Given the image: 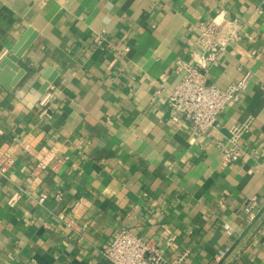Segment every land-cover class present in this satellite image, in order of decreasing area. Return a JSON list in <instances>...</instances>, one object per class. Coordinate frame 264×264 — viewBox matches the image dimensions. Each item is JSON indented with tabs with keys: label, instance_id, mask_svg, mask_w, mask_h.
<instances>
[{
	"label": "crops",
	"instance_id": "1",
	"mask_svg": "<svg viewBox=\"0 0 264 264\" xmlns=\"http://www.w3.org/2000/svg\"><path fill=\"white\" fill-rule=\"evenodd\" d=\"M234 20L208 80L253 78L197 137L174 120L177 62L196 61L202 25ZM30 29L14 84H0V264H109L123 229L165 264H219L226 247L222 264H264V2L0 0V63ZM240 128L242 156L225 165L218 145Z\"/></svg>",
	"mask_w": 264,
	"mask_h": 264
},
{
	"label": "built area",
	"instance_id": "2",
	"mask_svg": "<svg viewBox=\"0 0 264 264\" xmlns=\"http://www.w3.org/2000/svg\"><path fill=\"white\" fill-rule=\"evenodd\" d=\"M264 2V0H261ZM230 31H226L220 24L212 22L202 25L201 35L198 40L197 59L194 63L178 61L176 74L178 77L175 87L169 92L170 105L175 112L174 120L180 116L190 125L197 137H206L219 125L221 115L226 107L240 99L242 92L247 88L253 78L252 73H247L240 83L223 90L209 82V68L216 62L218 56L224 52L229 44L238 37L235 28L239 22L234 20ZM125 50H128L125 48ZM243 129L234 131L228 145L219 144L218 148L224 156V164L230 165L237 162L242 156V150L237 141ZM11 164V159L3 161L0 157V175H4V167ZM15 198L11 200L14 203ZM46 197L39 200L44 203ZM255 205L251 199L245 211L253 217L250 211ZM223 230L229 236L233 229L224 225ZM232 249L226 247L221 250L216 261L224 263L232 254ZM103 258L109 264H165L161 250L127 229L117 232L114 239L102 251Z\"/></svg>",
	"mask_w": 264,
	"mask_h": 264
},
{
	"label": "water",
	"instance_id": "3",
	"mask_svg": "<svg viewBox=\"0 0 264 264\" xmlns=\"http://www.w3.org/2000/svg\"><path fill=\"white\" fill-rule=\"evenodd\" d=\"M37 33L33 30H28L24 37L19 41V43L14 47L11 54L7 56L0 63V84H2L5 88L9 89L10 84H14L12 81L16 76H13L14 73H18L20 69L17 67V63L21 59V57L25 54V52L29 49L33 41L35 40ZM12 72V73H11ZM9 75V76H8ZM22 75V73L17 77V79ZM8 76V77H7ZM14 77L12 80L11 77ZM48 77V82H52L56 77L55 73H51L50 75H46ZM12 80V81H11ZM16 81V80H15ZM9 83V85H7ZM47 83L44 86V89H47L49 86Z\"/></svg>",
	"mask_w": 264,
	"mask_h": 264
}]
</instances>
